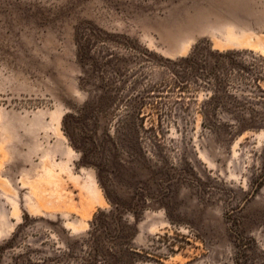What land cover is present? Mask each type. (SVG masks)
I'll list each match as a JSON object with an SVG mask.
<instances>
[{
	"label": "rangeland",
	"instance_id": "obj_1",
	"mask_svg": "<svg viewBox=\"0 0 264 264\" xmlns=\"http://www.w3.org/2000/svg\"><path fill=\"white\" fill-rule=\"evenodd\" d=\"M256 75L264 0H0V264H264Z\"/></svg>",
	"mask_w": 264,
	"mask_h": 264
},
{
	"label": "trees",
	"instance_id": "obj_2",
	"mask_svg": "<svg viewBox=\"0 0 264 264\" xmlns=\"http://www.w3.org/2000/svg\"><path fill=\"white\" fill-rule=\"evenodd\" d=\"M239 55L240 54L236 51H212L209 49V46L201 47L200 44L197 43L188 56L181 58L176 62H178L179 64H184L181 68V71L186 74H189V76L190 74L196 76L200 75L205 78L203 82V87L211 92L209 100L207 101V104H210L214 102L217 94L226 93L229 90L233 89L234 86L229 84V78H231L233 74H236L238 72L244 73L245 75L251 74L252 70H250L248 67H234V64L237 65V62H235L234 57H237ZM202 57H204V64H202L201 67V64H199L198 61ZM225 62L232 64L229 69H224L221 67ZM171 72L176 74L174 70H171ZM251 79L254 81L255 84L253 85L255 92L264 93V90L260 87V85L256 84V81L260 79L258 75H256L255 77H251ZM90 104V102H86V105H84L80 111L85 110L87 107L90 106ZM204 116L206 117V114H204ZM250 127L252 126L240 123L238 124L236 129L238 131H241Z\"/></svg>",
	"mask_w": 264,
	"mask_h": 264
}]
</instances>
